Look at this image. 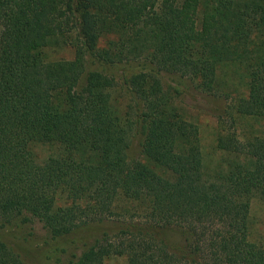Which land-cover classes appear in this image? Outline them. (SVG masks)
<instances>
[{"label": "trees", "instance_id": "obj_1", "mask_svg": "<svg viewBox=\"0 0 264 264\" xmlns=\"http://www.w3.org/2000/svg\"><path fill=\"white\" fill-rule=\"evenodd\" d=\"M47 47L73 58L45 61ZM130 62L140 160H126L133 134L106 73ZM163 73L208 94L237 80L234 112L260 133L220 134L208 166ZM253 197L264 201V0H0V229L38 224L60 249L108 223L68 264H264V209L262 241L248 240ZM0 264H23L1 240Z\"/></svg>", "mask_w": 264, "mask_h": 264}, {"label": "rangeland", "instance_id": "obj_2", "mask_svg": "<svg viewBox=\"0 0 264 264\" xmlns=\"http://www.w3.org/2000/svg\"><path fill=\"white\" fill-rule=\"evenodd\" d=\"M111 37L106 36L98 41L103 45ZM45 61L70 60L73 50L69 47H47L40 50ZM138 72L135 63H121L110 66L106 73L112 79L109 90L110 103L116 110L118 117L131 126L133 137H129L126 160L141 159L139 155V138L133 127L138 126L137 116L140 112V103L129 94L127 80ZM160 85L171 98L172 106L181 116L193 122L198 129V139L202 154L207 158V165L217 162L218 152L214 150L215 139L223 133L234 132L243 140L260 133V123L251 118L238 116L234 112L237 98L245 95V88L237 80L228 87H221L213 93H204L197 87L196 81L178 74L163 73L160 75ZM221 82V81H220ZM38 158L49 154L47 146L35 149ZM264 201L253 197L249 202L248 210V240L259 243L262 241V215ZM106 222L90 225L77 232L64 245H59L49 238L38 224H12L0 229V240L7 248L19 257L23 264H68L70 253H78L85 245L99 238L103 231H107ZM173 240L179 244L181 236L176 231H168ZM69 243V244H68ZM65 246L66 251L64 250ZM102 264H125L124 257H110Z\"/></svg>", "mask_w": 264, "mask_h": 264}]
</instances>
